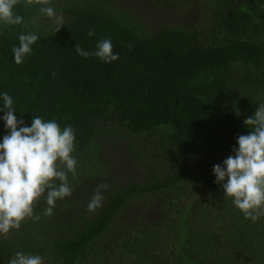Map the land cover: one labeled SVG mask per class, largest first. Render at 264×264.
<instances>
[{"label":"trees","instance_id":"obj_1","mask_svg":"<svg viewBox=\"0 0 264 264\" xmlns=\"http://www.w3.org/2000/svg\"><path fill=\"white\" fill-rule=\"evenodd\" d=\"M57 2L65 16L57 32L58 25H38L28 0L15 9L20 25H0V92L13 97L14 115L26 126L40 116L73 127L71 187L100 170L103 136L120 141L151 176L68 220H53L57 204L45 216L41 196L33 204L38 220L0 235V264L16 251L40 255L44 264H264V215L245 219L212 173L233 154L236 137L252 130L243 121L264 105L254 96L264 89V0H199L200 28L166 27L155 37L103 0ZM22 32L39 37L17 65L12 48ZM105 38L117 61L77 55L75 46L95 51ZM153 196L161 199L157 216L122 218L132 201Z\"/></svg>","mask_w":264,"mask_h":264},{"label":"clouds","instance_id":"obj_2","mask_svg":"<svg viewBox=\"0 0 264 264\" xmlns=\"http://www.w3.org/2000/svg\"><path fill=\"white\" fill-rule=\"evenodd\" d=\"M18 3L19 0H0V25L23 22V16L15 10ZM44 3L50 4V0H44ZM41 11L55 19L56 32L63 26V17L57 16L54 7H42ZM88 35L92 36L94 32L90 30ZM38 37L33 32L19 34V44L12 48L17 65L31 55ZM75 51L85 59L95 56L106 64L119 59L109 38L98 41L95 51L79 46H75ZM0 102V112H3L0 122L7 130L0 138V235H4L19 230L28 218L39 219L34 214L33 204L41 196L47 204L43 214L51 217L56 202L72 195L68 173L75 176L78 161L72 155L76 136L71 125L61 128L55 119L33 116L30 126H26L23 119L14 115L17 111L8 92H0ZM243 123L252 126V130L236 137L237 146L231 149L233 154L213 165L212 173L223 197L230 199L245 219L256 222L264 215V105ZM102 201L103 195L98 188L88 210L101 207ZM8 264H44V259L40 255L16 251Z\"/></svg>","mask_w":264,"mask_h":264},{"label":"rangeland","instance_id":"obj_3","mask_svg":"<svg viewBox=\"0 0 264 264\" xmlns=\"http://www.w3.org/2000/svg\"><path fill=\"white\" fill-rule=\"evenodd\" d=\"M36 9L35 17L38 25L46 31H51L57 25L54 18H48L41 11L42 7L52 6L57 16H65L63 12L57 10L59 3L57 0L45 4L44 0H28ZM108 10L114 12L126 24L134 27L137 31L155 37L157 33L166 27L185 28L194 31L202 26V3L199 0H103ZM204 26V25H203ZM239 97L243 98L240 94ZM253 95V94H251ZM255 100L264 101V89L260 88L254 93ZM248 99V97H247ZM254 99V97H253ZM99 159L101 168L96 173L79 179L72 185V195L58 200L57 210L53 220H68L76 215L90 213L88 204L98 188L103 195L102 205L115 190L132 183H145L150 170L140 163L131 152L118 140L103 136L98 138ZM106 187H103L105 186ZM159 199V200H158ZM161 199L157 196L137 201H132L127 206L124 220L129 222L130 217L144 214L146 216H157L159 210L156 208L157 201ZM100 208V207H99ZM97 208L94 211L99 210ZM107 238V235L103 236Z\"/></svg>","mask_w":264,"mask_h":264}]
</instances>
